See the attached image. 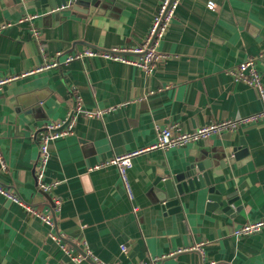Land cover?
<instances>
[{"label": "crops", "instance_id": "obj_1", "mask_svg": "<svg viewBox=\"0 0 264 264\" xmlns=\"http://www.w3.org/2000/svg\"><path fill=\"white\" fill-rule=\"evenodd\" d=\"M161 3L102 0L91 15L59 17L0 0V80L20 77L0 92V186L46 212L49 197L35 179L34 133L79 105L89 112L110 110L102 118L77 116L74 133L52 145L47 182H59L55 194L62 203L53 228L0 193V264H93L72 261L53 232L76 253L88 247L109 264L162 256L161 264H264V228L245 238L234 235L264 218V125L156 148L159 130L170 125L193 132L264 109L258 91L230 73L255 59L264 83V0H183L160 43L168 58L152 73L102 58L40 71L59 53L143 45ZM31 14L39 15L34 32L19 23ZM240 148L248 152L235 156ZM138 151L128 171L131 199L118 167L100 166ZM204 160L213 167L212 184L234 198L232 210L209 209L204 190L182 197L180 212L164 209L160 175ZM197 246L202 250H191Z\"/></svg>", "mask_w": 264, "mask_h": 264}, {"label": "built area", "instance_id": "obj_2", "mask_svg": "<svg viewBox=\"0 0 264 264\" xmlns=\"http://www.w3.org/2000/svg\"><path fill=\"white\" fill-rule=\"evenodd\" d=\"M183 0H162L159 11L153 19L152 26L146 36L144 44L139 47L131 48H89L86 47L84 50L78 53H59L50 63H48L41 70L56 68L62 64H69L75 60H84L85 58H102L105 60L115 61L119 63H124L127 65H132L139 67L147 73H152L155 71L157 65L161 62L167 60L168 56L161 53L159 50L160 43L169 31L175 17L177 10L180 7ZM209 8L214 9L215 4L209 3ZM39 15L31 14L25 16L19 23H27L30 29L34 32V23ZM137 54L141 56L139 59H133L129 55ZM61 57H64L63 62ZM231 76L235 82L244 83L254 89H256L264 104V83L262 81V76L258 71L256 60L248 59L241 63L236 69L232 70ZM19 76L8 77L0 80V92L3 87L16 79ZM110 110H97L94 112L83 111L79 105L76 111L70 113V115L62 120L53 123H48L43 126L39 131L34 133V138L37 139L39 145V156L35 166V179L37 183L38 190L49 197V203L47 204L46 212H42L37 207L32 204L24 202L18 195L14 194L11 190H8L0 186V193L6 196L10 201L23 207L24 210L40 218L46 225L53 228L56 223L55 214L61 208V200L56 196L55 190L59 185V182L48 183L47 182V167L51 160V148L52 145L59 139L70 136L74 133L75 121L77 116L85 115L86 117H99L102 118L103 115ZM261 123L264 125V109L260 113H256L246 117H240L235 119H227L223 121H217L210 125L200 127L193 132H182L177 125H170L168 127L162 128L158 133V143L156 148L159 149H169L187 146L202 140H207L213 135H218L226 131H237L243 126L253 125ZM142 151L129 153L127 155L116 157L114 159L108 160L103 166L115 165L119 169V173L122 179V183L127 190L131 199H133L132 188L129 181L128 171L132 167L133 157L139 155ZM1 159V153H0ZM99 167V166H98ZM95 167V168H98ZM264 228V218L247 223L240 229L234 231L236 237H249L252 236ZM51 238L59 243L61 249L67 253L72 261L80 262L88 259L93 264H109L99 260L89 249L86 247L82 253H76L69 244L66 242V238L59 234L58 232L51 233ZM125 251V248H123ZM191 250H202L200 246L193 247ZM166 256L152 258L149 261H142L133 264H161ZM210 264H224L212 262Z\"/></svg>", "mask_w": 264, "mask_h": 264}, {"label": "water", "instance_id": "obj_3", "mask_svg": "<svg viewBox=\"0 0 264 264\" xmlns=\"http://www.w3.org/2000/svg\"><path fill=\"white\" fill-rule=\"evenodd\" d=\"M19 4H29L35 9L52 10L60 17L61 13H70L72 16L91 15L100 7L102 0H15ZM245 144L244 142L242 143ZM248 152L247 149H235L234 155L237 156ZM230 156L231 151H227ZM213 167L207 162L193 161L184 168L182 172L161 174L157 179V183L162 184V189L166 194V201L163 206L168 212H180L182 210L181 198L190 192L206 191L209 209H219L223 207V211H231V204L234 198L224 196L216 185L212 184V180L208 170Z\"/></svg>", "mask_w": 264, "mask_h": 264}]
</instances>
